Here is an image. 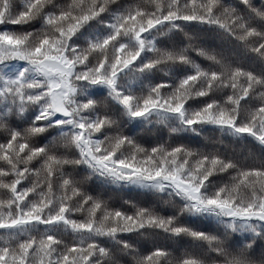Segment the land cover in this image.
I'll return each mask as SVG.
<instances>
[{
	"label": "snow or ice",
	"instance_id": "1",
	"mask_svg": "<svg viewBox=\"0 0 264 264\" xmlns=\"http://www.w3.org/2000/svg\"><path fill=\"white\" fill-rule=\"evenodd\" d=\"M0 264H264V0H0Z\"/></svg>",
	"mask_w": 264,
	"mask_h": 264
},
{
	"label": "trees",
	"instance_id": "2",
	"mask_svg": "<svg viewBox=\"0 0 264 264\" xmlns=\"http://www.w3.org/2000/svg\"><path fill=\"white\" fill-rule=\"evenodd\" d=\"M109 195H112L117 202H119L121 200V198L124 199H131V200H143L146 197L135 190H113L112 192L109 193Z\"/></svg>",
	"mask_w": 264,
	"mask_h": 264
}]
</instances>
